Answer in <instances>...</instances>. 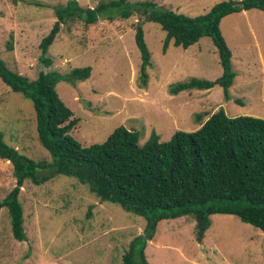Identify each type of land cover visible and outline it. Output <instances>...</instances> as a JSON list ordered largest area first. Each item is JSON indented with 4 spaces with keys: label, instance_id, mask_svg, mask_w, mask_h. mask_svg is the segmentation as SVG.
<instances>
[{
    "label": "rangeland",
    "instance_id": "374dc122",
    "mask_svg": "<svg viewBox=\"0 0 264 264\" xmlns=\"http://www.w3.org/2000/svg\"><path fill=\"white\" fill-rule=\"evenodd\" d=\"M101 1L107 0H78L83 7ZM152 1L194 16L221 0ZM65 2L0 0V59L30 79L40 70L91 67L83 81L56 84L59 97L78 118L70 135L82 145L104 141L118 126L137 131L140 144L151 131L167 141L175 130L197 129L219 107L229 116L264 119V11L234 12L220 21L235 73L231 97L226 100L219 85L169 93V86L192 77L214 80L222 68L209 36L185 49L171 41L162 53L165 32L152 21L142 24L152 66L147 68V86L139 87L140 54L134 41L137 16L100 18L89 25L77 20L61 24L46 52L51 65L45 66L39 42L56 19L54 7ZM0 133L6 143L29 158L51 160L38 140L31 100L13 92L1 79ZM14 181L10 163L0 159V199ZM19 200L27 239L12 237L7 210L0 209V264H122L129 242L145 226L142 216L100 201L77 178L63 174L56 173L41 184L26 180ZM210 218L201 242L195 238L191 214L160 221L145 248L148 262L264 264L263 231L232 214L215 213Z\"/></svg>",
    "mask_w": 264,
    "mask_h": 264
},
{
    "label": "trees",
    "instance_id": "16d2710c",
    "mask_svg": "<svg viewBox=\"0 0 264 264\" xmlns=\"http://www.w3.org/2000/svg\"><path fill=\"white\" fill-rule=\"evenodd\" d=\"M250 9L264 11V0H221L206 13L194 16L162 7L152 0H107L93 7H83L78 0H66L54 7L56 19L39 42L40 59L45 66L51 65L46 52L61 24L77 20L89 25L100 18L137 16L134 41L140 54L139 87L147 86V68L152 66L142 24L152 21L165 32L162 53L171 46V41L172 45L185 49L209 36L222 68L214 80L192 77L169 86V93L219 85L223 98L228 100L235 73L220 21L228 14ZM8 48L12 49L10 45ZM90 74L91 67L82 66L66 72L40 70L36 78L30 79L8 68L0 59L1 81L31 100L38 140L51 156L49 161L29 158L6 143L0 133V159L10 163L15 179L13 187L0 199V209L7 210L14 239H27L19 200L23 183L30 180L41 184L56 173L77 178L100 201L116 203L145 219L142 233L129 242L122 264H150L145 248L163 219L191 214L198 242L215 213L235 215L264 232L263 118L229 116L219 107L197 129L175 130L167 141H161L159 134L151 131L140 144L137 131L118 126L104 141L85 146L70 135L78 118L59 97L56 84L60 80L83 81Z\"/></svg>",
    "mask_w": 264,
    "mask_h": 264
},
{
    "label": "crops",
    "instance_id": "0c3cea01",
    "mask_svg": "<svg viewBox=\"0 0 264 264\" xmlns=\"http://www.w3.org/2000/svg\"><path fill=\"white\" fill-rule=\"evenodd\" d=\"M206 120V119H205Z\"/></svg>",
    "mask_w": 264,
    "mask_h": 264
}]
</instances>
